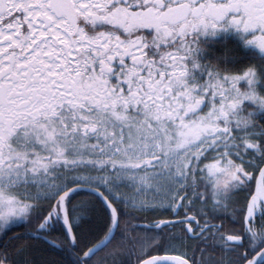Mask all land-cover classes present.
I'll return each instance as SVG.
<instances>
[{
  "label": "snow or ice",
  "instance_id": "snow-or-ice-1",
  "mask_svg": "<svg viewBox=\"0 0 264 264\" xmlns=\"http://www.w3.org/2000/svg\"><path fill=\"white\" fill-rule=\"evenodd\" d=\"M0 264H264V0H0Z\"/></svg>",
  "mask_w": 264,
  "mask_h": 264
}]
</instances>
